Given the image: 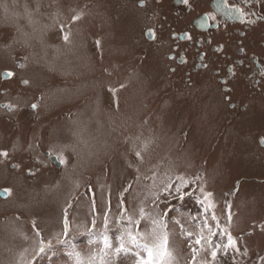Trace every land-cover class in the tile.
Instances as JSON below:
<instances>
[{
    "label": "rangeland",
    "instance_id": "1",
    "mask_svg": "<svg viewBox=\"0 0 264 264\" xmlns=\"http://www.w3.org/2000/svg\"><path fill=\"white\" fill-rule=\"evenodd\" d=\"M135 2L0 0V64L42 100L2 131L0 264H264V87L229 110L171 73Z\"/></svg>",
    "mask_w": 264,
    "mask_h": 264
},
{
    "label": "flooded vegetation",
    "instance_id": "2",
    "mask_svg": "<svg viewBox=\"0 0 264 264\" xmlns=\"http://www.w3.org/2000/svg\"><path fill=\"white\" fill-rule=\"evenodd\" d=\"M135 5L149 23L143 31L145 41L170 51L166 60L173 65L171 73L181 68L187 70L186 76L190 71L211 74L228 94L223 98L229 110L236 107L234 96L259 103L248 91L261 94L264 87V0H188L186 4L183 0H136ZM6 66L0 64V87L7 83L11 88H0V144L7 140L2 131L21 123L28 111L37 120L42 104L25 74L27 83L11 82L12 76L21 77L24 66L15 64L16 70ZM247 106H239V111Z\"/></svg>",
    "mask_w": 264,
    "mask_h": 264
},
{
    "label": "snow or ice",
    "instance_id": "3",
    "mask_svg": "<svg viewBox=\"0 0 264 264\" xmlns=\"http://www.w3.org/2000/svg\"><path fill=\"white\" fill-rule=\"evenodd\" d=\"M183 2L186 4V3L188 2V0H183ZM237 11H239V9H237ZM64 39L67 40L68 37L65 36ZM9 75H11V73H9ZM24 83H27V81H24ZM35 107H36V106L33 105V108H35ZM0 155H5V156H6L7 153H0ZM4 191H5L6 193H7V192H10L9 189H5ZM67 227H68V225H67V223H65V230H67ZM129 237H130V240H131L132 243H135V242H136V237H135V236H132L131 233H129ZM165 243H166V241H165ZM197 243H199V240L197 241ZM228 246H233V247L235 246V245H234V241H233L231 235L228 236V245H225V247H228ZM120 248H121V249L124 248V244H123V243H121ZM149 252H150V254H151V249H149ZM212 255H213V257H215V256H216V253L213 252Z\"/></svg>",
    "mask_w": 264,
    "mask_h": 264
},
{
    "label": "water",
    "instance_id": "4",
    "mask_svg": "<svg viewBox=\"0 0 264 264\" xmlns=\"http://www.w3.org/2000/svg\"><path fill=\"white\" fill-rule=\"evenodd\" d=\"M50 160L54 163V165L56 166V167H59L60 165L58 164V161L56 160V158L55 157H50ZM0 198H2V199H5L6 198V192L5 191H0Z\"/></svg>",
    "mask_w": 264,
    "mask_h": 264
},
{
    "label": "bare ground",
    "instance_id": "5",
    "mask_svg": "<svg viewBox=\"0 0 264 264\" xmlns=\"http://www.w3.org/2000/svg\"><path fill=\"white\" fill-rule=\"evenodd\" d=\"M178 91V90H177ZM186 93V92H185ZM183 95V94H182ZM180 98L182 99V97L180 96ZM182 101V100H181ZM180 108V107H179Z\"/></svg>",
    "mask_w": 264,
    "mask_h": 264
}]
</instances>
